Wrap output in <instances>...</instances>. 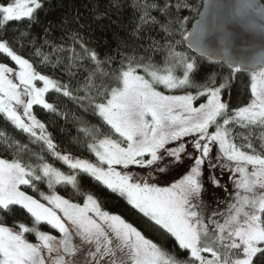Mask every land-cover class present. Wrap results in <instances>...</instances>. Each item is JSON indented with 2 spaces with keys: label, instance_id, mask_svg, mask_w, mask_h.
I'll list each match as a JSON object with an SVG mask.
<instances>
[{
  "label": "snow or ice",
  "instance_id": "1",
  "mask_svg": "<svg viewBox=\"0 0 264 264\" xmlns=\"http://www.w3.org/2000/svg\"><path fill=\"white\" fill-rule=\"evenodd\" d=\"M202 6L134 0L133 34L161 39L149 35L144 55L125 43L101 59L79 32L71 48L45 53L29 31L44 0H0V264H264V44L235 55L231 30L240 23L264 40V2ZM182 9L198 14L191 31ZM205 62L219 71L201 75ZM241 76L248 99L233 107L225 96ZM60 98L96 119L74 117L79 154L35 111L66 119ZM208 185L223 196L207 199ZM93 188L171 247L106 210Z\"/></svg>",
  "mask_w": 264,
  "mask_h": 264
},
{
  "label": "trees",
  "instance_id": "2",
  "mask_svg": "<svg viewBox=\"0 0 264 264\" xmlns=\"http://www.w3.org/2000/svg\"><path fill=\"white\" fill-rule=\"evenodd\" d=\"M261 1L264 2V0ZM133 2L134 0H44V7L36 14L37 18L31 22L29 31L31 36L35 38V47L43 45L42 51L45 53L51 51L52 45H59L65 49L71 48L73 45L70 37L73 33L79 32L88 47L95 49L101 59L105 55H116V50L118 48L123 49L125 43L129 46L126 50L128 54H133L131 49L136 48L135 55L141 56L144 55L143 48H146L150 43L149 35L160 40L163 34L158 31L149 32L147 28L141 34H133L137 23H139V13L133 9ZM140 2L143 3V0H140ZM188 2L194 4L200 10L202 0H188ZM179 14L189 17V23L186 24L189 31L197 12L182 9ZM27 24L28 21H25L19 27L24 28ZM9 35L11 36L12 32H9ZM46 40L48 41L47 44H45ZM141 45H143V48ZM30 50L34 51L31 43L24 49V54L29 56ZM62 55L66 57L68 53L65 52ZM154 58L156 60L162 59L160 53H155ZM219 69L220 66L205 62L201 69V75L219 71ZM73 71L75 72L77 69H73ZM78 78L82 79V77ZM64 79L67 80V76ZM51 99L50 96V102ZM225 99H229L233 107L242 106L247 102L248 95L244 76L234 81L230 89V95H226ZM58 103L61 111L68 113L66 119L63 116L57 117L45 113L39 106H35V111L42 121L47 122L49 131L52 132L61 149H68L73 154H79L72 140L73 137L77 136L78 126L74 117H80L93 124L96 123V119L90 113L79 110L77 105L67 100V98H60ZM3 127V123H0V129ZM237 130L243 131L241 129ZM7 131L11 133L12 129L8 128ZM20 138L24 140L23 137ZM93 190L103 198L106 210L121 214L134 226L142 230L146 237L162 244L166 243L168 247H171V241H166L155 226L131 209L124 200L100 188H93ZM17 218L20 220L25 219L19 212ZM9 223L11 224V221ZM30 238L34 240L33 236H30Z\"/></svg>",
  "mask_w": 264,
  "mask_h": 264
},
{
  "label": "water",
  "instance_id": "3",
  "mask_svg": "<svg viewBox=\"0 0 264 264\" xmlns=\"http://www.w3.org/2000/svg\"><path fill=\"white\" fill-rule=\"evenodd\" d=\"M205 2H218V3H239L241 0H202L200 11L203 12V4ZM258 3L262 2L261 0H257ZM211 12V9L209 10ZM197 19H199L198 14L196 18L192 21L190 25L189 31L192 30V26L196 24ZM231 30L236 33V39L234 42V47L236 51L233 54L235 55H243L245 57H251L256 52L261 50V45L264 44V40L261 39L258 30L255 29H247L240 23H233L231 26Z\"/></svg>",
  "mask_w": 264,
  "mask_h": 264
},
{
  "label": "rangeland",
  "instance_id": "4",
  "mask_svg": "<svg viewBox=\"0 0 264 264\" xmlns=\"http://www.w3.org/2000/svg\"><path fill=\"white\" fill-rule=\"evenodd\" d=\"M217 196H223V192L221 190H219V189L212 188L211 185H208V193H207L206 198L209 199V200H212L213 198H215ZM29 239H31V238L29 237Z\"/></svg>",
  "mask_w": 264,
  "mask_h": 264
}]
</instances>
